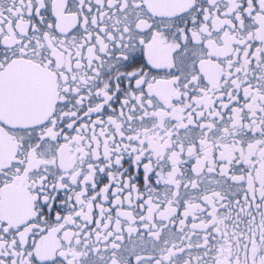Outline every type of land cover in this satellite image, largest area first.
Listing matches in <instances>:
<instances>
[{
  "label": "snow or ice",
  "instance_id": "1",
  "mask_svg": "<svg viewBox=\"0 0 264 264\" xmlns=\"http://www.w3.org/2000/svg\"><path fill=\"white\" fill-rule=\"evenodd\" d=\"M0 264H264V0H0Z\"/></svg>",
  "mask_w": 264,
  "mask_h": 264
}]
</instances>
